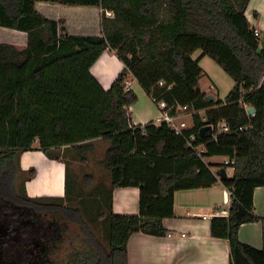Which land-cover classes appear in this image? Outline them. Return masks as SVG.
I'll list each match as a JSON object with an SVG mask.
<instances>
[{"label": "trees", "instance_id": "obj_1", "mask_svg": "<svg viewBox=\"0 0 264 264\" xmlns=\"http://www.w3.org/2000/svg\"><path fill=\"white\" fill-rule=\"evenodd\" d=\"M250 1L0 0V27L27 35L22 50L0 43V229L17 225L20 214L22 235L37 236L34 253L23 242L8 243L10 236L3 246L0 239V260L19 251V258L32 256L34 264H128L132 234L167 235L163 220L174 217L177 192L222 184L232 193L230 210L228 217L212 220V237L229 241L231 264H264V251L238 237L243 224L263 220L255 213L254 192L264 187V50L246 17ZM38 2L102 9V36L69 35L63 22L36 10ZM105 52H115L124 66L109 90L91 73ZM205 57L235 82L225 100H208L199 86ZM128 80L153 100L165 101L169 114L180 105L203 115H193V126L181 133L167 123L135 125L131 107L138 96L126 89ZM247 108L255 114L249 116ZM207 125L215 136L202 138L199 131ZM192 135L200 155L189 146ZM96 140L110 144L99 165L110 172L111 191L140 193L137 215L114 214L106 200L108 250L85 225L79 207L60 198L28 197L25 185L36 171L20 166L25 152L39 150L60 160L65 148L84 163ZM217 156L236 161L233 175L223 181L212 171L218 165L208 162ZM20 173L26 175L22 194L16 191ZM69 222L80 226L81 235L70 236ZM61 250L57 263L52 256Z\"/></svg>", "mask_w": 264, "mask_h": 264}, {"label": "crops", "instance_id": "obj_2", "mask_svg": "<svg viewBox=\"0 0 264 264\" xmlns=\"http://www.w3.org/2000/svg\"><path fill=\"white\" fill-rule=\"evenodd\" d=\"M36 10L48 19L63 22V29L69 35L102 36L104 12L100 8H61L54 4L38 2ZM72 15L75 16L74 19H83V23L73 22L71 20ZM246 17L250 24L260 32L261 37H264V0H251L246 11ZM20 34L22 35L16 36H23L26 46L27 35L22 32ZM199 54L200 52H197L195 57ZM115 59H117L115 52H105L91 69V73L105 90L110 89L124 67L119 59H117L118 62ZM131 89L139 99L147 102L145 108L140 105L142 110L139 105L131 107L134 124L144 125L152 121L156 122L160 113L154 100L136 81H133ZM210 89L212 90V87ZM138 111H140V118L136 120ZM144 113L148 116L146 117ZM208 162L213 163L212 158ZM20 166L23 172L31 169L36 171L35 177L27 181L25 185L28 197L33 199L60 198L64 199L66 204H71L72 193L75 191L69 187V167L63 157L56 160L49 158L42 151L33 150L21 155ZM212 171L215 172L216 169L214 168ZM101 183L103 187H101ZM96 184L97 188L93 190V194L96 202L101 203L100 205L110 197L111 210L114 214H139V189L123 188L111 191L110 175L107 183L100 181ZM254 206L256 215L263 220L243 224L239 228L238 237L243 244L264 251V187L255 190ZM97 207L99 208V205ZM107 208L109 212V206ZM229 210V194L222 184H217L208 189L177 192L174 202V217L163 220L167 235L157 237L141 232L132 234L127 244L128 264H231L229 241L214 238L211 235L212 220L228 217Z\"/></svg>", "mask_w": 264, "mask_h": 264}, {"label": "rangeland", "instance_id": "obj_3", "mask_svg": "<svg viewBox=\"0 0 264 264\" xmlns=\"http://www.w3.org/2000/svg\"><path fill=\"white\" fill-rule=\"evenodd\" d=\"M54 4L57 7H69V6H63L60 4L50 3ZM104 17V14H103ZM102 17V18H103ZM72 15L71 20L77 23H83V19L76 18ZM79 32V31H78ZM16 35H22L20 32L11 30V29H5L0 27V43H7L12 44L16 46L18 49H24L25 46V40L22 38L23 36H16ZM118 59V57H117ZM117 59H115L116 62ZM201 67L203 70V74L199 81V86L201 90L207 95L214 96L217 99L225 100L228 94L231 92V90L234 87V80L224 72V70L219 66L217 62L212 60L210 57H205L201 62ZM212 87V90L210 89ZM145 100L139 99L136 104L139 105V108L142 110V107L147 106V102H143ZM147 101V99H146ZM142 105V107L140 106ZM154 105V104H153ZM156 105V103H155ZM154 105V107H155ZM157 106V105H156ZM158 108V107H157ZM158 111L161 116V111L158 108ZM140 111L136 113V120H138L140 117ZM144 115L147 117L148 114ZM138 118V119H137ZM145 118V117H143ZM188 126H193V119L191 117H187L185 119ZM137 122V121H136ZM95 151L93 153H90L87 156L86 162L78 161L74 155L69 151L62 150L61 156L68 164V173H69V187H71V190H74L75 192L72 193L71 197V204L67 203L71 207H79L81 209V219L87 225V227L91 230L93 236L95 239L101 243V245L109 249V220H108V204L105 202L101 203L96 202L94 199V189L97 188V184L100 181H103L104 183H107L108 176L110 175V172L106 169H103L99 165V161L103 158L106 150L109 147V142L105 140H97L93 142ZM225 157L217 156L212 158V162L215 165H219L223 162ZM91 174V176H90ZM88 175L90 177H88ZM26 175L23 173L19 174L18 180L16 182V191L19 194H22V186L25 181ZM101 187H103V184L101 183ZM103 189V188H102ZM123 189V188H119ZM71 195V194H70ZM98 197V196H97ZM103 199H106L103 197ZM107 200V199H106ZM64 204L66 202L64 201ZM99 205V208L97 207ZM46 219H48L51 216L44 215ZM69 230H67L71 237L74 235L79 236L81 235V229L78 224H75L73 222H69L68 224ZM22 236L21 238L25 237L24 235L20 234ZM68 238H65V246L68 247ZM55 246V244H54ZM65 253V250L58 251V253L54 256H52V259L60 263L62 260V255Z\"/></svg>", "mask_w": 264, "mask_h": 264}, {"label": "built area", "instance_id": "obj_4", "mask_svg": "<svg viewBox=\"0 0 264 264\" xmlns=\"http://www.w3.org/2000/svg\"><path fill=\"white\" fill-rule=\"evenodd\" d=\"M105 15L107 18H110V19L114 18V14L112 12H105ZM255 36L259 37L260 40L262 38L260 32L256 29H255ZM132 85H133V81L128 80L126 82V87H127L126 89L130 90L132 88ZM159 85L162 87L164 85V83L160 82ZM170 88H172V86H169V89ZM154 102L157 104V107L159 108V110L162 113L161 116L159 117V119L156 121V123L157 124L167 123L172 129H174L180 133L191 128L190 126H188L187 122L185 121L186 117L193 118V115H195V114L203 115V112L190 110V108L188 106H180V105L176 108V111L174 114H169L167 111L168 105L165 101L154 100ZM248 110H249V108H247V112H248ZM248 115H249V113H248ZM203 122H206V119L204 117H203ZM211 127H212V131H213L212 136H215V129L213 126H211ZM222 128H223V131H225V132L228 131V127L226 124H223ZM194 142H196V136L192 135L188 140L189 146L195 151L196 154L200 155L203 152V149H202V147H194L193 146ZM235 164H236L235 159L225 157L223 162L215 168L216 171L215 172L213 171V172L216 175L217 172L224 169L227 176L231 177L235 171ZM217 178L219 180H221L219 177H217ZM228 194H229V199H231L232 193L230 191H228ZM204 219H206V217H204Z\"/></svg>", "mask_w": 264, "mask_h": 264}, {"label": "flooded vegetation", "instance_id": "obj_5", "mask_svg": "<svg viewBox=\"0 0 264 264\" xmlns=\"http://www.w3.org/2000/svg\"><path fill=\"white\" fill-rule=\"evenodd\" d=\"M30 216L33 217V215H31V213H29ZM16 216V213H15ZM18 216V215H17ZM23 219V217L19 216L17 217V223L20 225L21 224V220ZM13 225L12 228L6 227L5 229H0V239H1V246H3L5 243L7 244V238H9L11 241H8V243H13L16 247L19 246V243H24L25 247L27 250H30L31 253L36 252L35 251V240L37 238V236H35V231H27L28 235L26 237L21 238L22 236H20V234L23 233L21 226L19 225ZM28 227V226H27ZM33 229V228H32ZM20 252L17 251V257H10V254H6L7 256H2L1 257V264L5 263V264H15V263H22V264H34L35 263V259L32 256H23L22 258L20 257Z\"/></svg>", "mask_w": 264, "mask_h": 264}, {"label": "water", "instance_id": "obj_6", "mask_svg": "<svg viewBox=\"0 0 264 264\" xmlns=\"http://www.w3.org/2000/svg\"><path fill=\"white\" fill-rule=\"evenodd\" d=\"M260 47L262 50H264V37L261 38L260 40ZM207 99L210 101H214L215 97L214 96H207ZM248 113L250 116L255 114V109L254 108H250L248 110ZM199 135L202 138H206V137H212L213 135V131H212V127L210 125H207L205 127H203L200 131H199ZM216 176L219 177L221 179V181L226 180L228 178L226 172L224 169H222L221 171L216 173Z\"/></svg>", "mask_w": 264, "mask_h": 264}]
</instances>
